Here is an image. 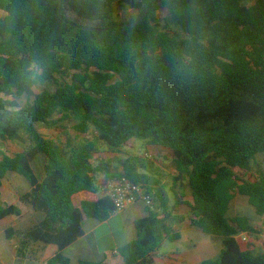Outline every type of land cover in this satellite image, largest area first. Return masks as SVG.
<instances>
[{
    "label": "trees",
    "instance_id": "obj_1",
    "mask_svg": "<svg viewBox=\"0 0 264 264\" xmlns=\"http://www.w3.org/2000/svg\"><path fill=\"white\" fill-rule=\"evenodd\" d=\"M160 1L62 0V18L60 0H0V140L25 134L32 142L0 159V222L23 214L3 201L8 173L27 180L23 201L44 216L22 233L19 257L40 244L57 250L46 264H71L63 252L84 235V223L116 214L101 185L125 177L157 206L134 222L137 239L118 250L123 264H154L166 241L182 239L174 229L181 205L192 227L221 241L219 259L202 264H264V253L238 241L258 229L247 217H228L244 196L264 220V172L247 179L264 156V0H166L137 26L113 28L138 22ZM70 118L78 135L64 142L39 130ZM135 139L174 154V205L152 160L96 166L101 145L115 154ZM40 155L43 179L33 169ZM6 234L12 240L16 232Z\"/></svg>",
    "mask_w": 264,
    "mask_h": 264
},
{
    "label": "rangeland",
    "instance_id": "obj_2",
    "mask_svg": "<svg viewBox=\"0 0 264 264\" xmlns=\"http://www.w3.org/2000/svg\"><path fill=\"white\" fill-rule=\"evenodd\" d=\"M5 15L4 12L0 11V19L5 17ZM161 18L162 20L167 19L166 12L162 11ZM171 28L177 31V27L171 26ZM47 86L51 91H55V86L52 84H48ZM40 91V89H37L36 92L38 93ZM25 103L26 99H23L22 104L25 105ZM60 118L61 115L57 116L55 119L58 120ZM77 123L76 119L70 118L67 121L61 122L58 126L51 128L39 125V130L49 139L56 142H64L66 134H71L72 136L78 135L74 130V126L77 125ZM31 147L32 142L25 134H21L20 138L15 141L0 140V159L3 154L14 156L17 153L28 151ZM146 154L152 156L149 160H152L155 164L160 178L166 186L170 198V205H174V195L171 192V187L173 185L174 154L171 150L150 145L146 140L135 139L125 146L120 153L115 154L109 152L105 146L101 145L100 151L95 156L94 162L96 166L109 162L117 167L121 160H126L129 156H141L146 158ZM45 164L46 159L43 155H40L33 163V169L40 179H43L45 176ZM262 172H264V156H258L254 162L253 170L248 175L247 179L251 181L255 180L260 177ZM100 179L104 180V177L101 175L98 177L99 181ZM30 191L31 186L24 177L15 173L7 174L2 188L3 201L13 203L19 207L23 211L24 217H14V220L7 219L0 222V244L5 243V233L10 228H13L16 232L14 242L17 246L21 240L22 233L28 232L34 228V222L31 219L32 216L28 212L32 207L23 201V196ZM188 200H191V197H189ZM176 215L180 217L183 216V222H175L179 229H183L179 231L182 235V239L175 242L166 241L158 251L159 256L164 257L179 254L187 260L184 264H202V262L206 260H218L222 249L221 241L191 226L189 220L190 211L187 206H179ZM235 216L249 218L259 231V234L246 235L249 243L242 245L243 249H249L254 255L264 253V220L260 218L256 214L255 209L249 205L247 197L237 196L232 202L228 217ZM36 219V221H39V217ZM124 228L127 233L135 231L134 226L128 221L127 213L118 214L111 222L103 225L97 232L100 248L112 246L114 241L117 245H124L126 241L124 238ZM112 249L116 250L117 246H113ZM178 261L179 260H177V262Z\"/></svg>",
    "mask_w": 264,
    "mask_h": 264
},
{
    "label": "crops",
    "instance_id": "obj_3",
    "mask_svg": "<svg viewBox=\"0 0 264 264\" xmlns=\"http://www.w3.org/2000/svg\"><path fill=\"white\" fill-rule=\"evenodd\" d=\"M174 173L175 170L173 172V175ZM100 181L103 180L100 179ZM4 202L8 205H14L13 203H8L6 201ZM145 209L146 207L143 203H137L129 207L124 212L114 214L107 222L100 223L93 219L86 221L83 225L84 235L70 247L65 249L63 254L71 260V264H79L81 261L105 262L106 264H123L122 259L118 255V250L124 245L137 239L136 231H130L129 233H127L124 228V238L126 240L124 245H117V243L114 241V244L112 246L101 248L99 245L97 232L99 229H101V227H103V225L111 222L118 214L124 213H127L128 221L132 224V226H134V222L137 219L146 216ZM28 212L32 216L31 219L34 222V228L38 227L44 220L43 214L36 212L33 208H30ZM22 217H24V213L22 214ZM37 217H39V221H36ZM7 219L14 220V217H8ZM174 229L178 233H180V230H183L179 229L177 224H174ZM14 243V238L12 240H9L7 238V234L5 233V243L0 244V264H46V262L51 259L57 251L54 247H43L40 244H31V246H29L28 250L25 252V256L19 257L17 252L18 246L16 245V243ZM115 245L117 246V249L113 250L112 248ZM153 260L154 264H184L187 262V260L179 254H173L163 257L159 256L158 251L153 254ZM177 260L179 261L177 262Z\"/></svg>",
    "mask_w": 264,
    "mask_h": 264
},
{
    "label": "built area",
    "instance_id": "obj_4",
    "mask_svg": "<svg viewBox=\"0 0 264 264\" xmlns=\"http://www.w3.org/2000/svg\"><path fill=\"white\" fill-rule=\"evenodd\" d=\"M145 157L152 158L149 154H146ZM102 192L113 201L116 213L124 212L137 203H143L146 208L151 210H155L157 206L156 199L148 194L143 184L135 183L125 177L105 181L102 185ZM238 241L241 246L249 243L246 234L240 235Z\"/></svg>",
    "mask_w": 264,
    "mask_h": 264
},
{
    "label": "water",
    "instance_id": "obj_5",
    "mask_svg": "<svg viewBox=\"0 0 264 264\" xmlns=\"http://www.w3.org/2000/svg\"><path fill=\"white\" fill-rule=\"evenodd\" d=\"M166 0H161L160 2H158L156 5H154L153 7L149 8L147 10V12L144 14V16L136 23L132 24V25H115L113 26V28H117V27H125V28H128V27H134V26H137L141 21H143L147 15H148V12L151 10V9H155L157 8L158 6H160L163 2H165ZM59 15L62 17V0H60V10H59ZM63 18V17H62ZM101 31V30H99Z\"/></svg>",
    "mask_w": 264,
    "mask_h": 264
}]
</instances>
